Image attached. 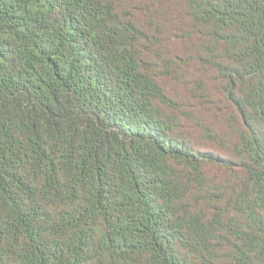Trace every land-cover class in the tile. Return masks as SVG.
I'll return each instance as SVG.
<instances>
[{"label":"trees","instance_id":"trees-1","mask_svg":"<svg viewBox=\"0 0 264 264\" xmlns=\"http://www.w3.org/2000/svg\"><path fill=\"white\" fill-rule=\"evenodd\" d=\"M0 264H264V0H0Z\"/></svg>","mask_w":264,"mask_h":264}]
</instances>
